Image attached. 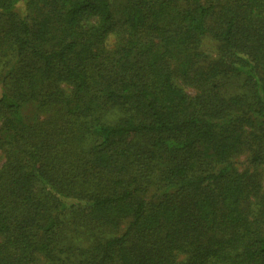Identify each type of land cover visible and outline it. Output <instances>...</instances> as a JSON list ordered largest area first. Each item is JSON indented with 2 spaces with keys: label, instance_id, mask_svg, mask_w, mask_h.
<instances>
[{
  "label": "trees",
  "instance_id": "obj_1",
  "mask_svg": "<svg viewBox=\"0 0 264 264\" xmlns=\"http://www.w3.org/2000/svg\"><path fill=\"white\" fill-rule=\"evenodd\" d=\"M0 264H264V0H0Z\"/></svg>",
  "mask_w": 264,
  "mask_h": 264
},
{
  "label": "rangeland",
  "instance_id": "obj_2",
  "mask_svg": "<svg viewBox=\"0 0 264 264\" xmlns=\"http://www.w3.org/2000/svg\"><path fill=\"white\" fill-rule=\"evenodd\" d=\"M22 5H24V3H22ZM113 42H114V38L111 39V43ZM188 90H190V88ZM190 91L193 93V90H190ZM245 162H246L245 156H242L239 159H237V164L241 168H244Z\"/></svg>",
  "mask_w": 264,
  "mask_h": 264
}]
</instances>
